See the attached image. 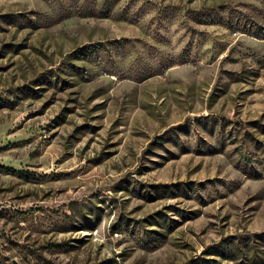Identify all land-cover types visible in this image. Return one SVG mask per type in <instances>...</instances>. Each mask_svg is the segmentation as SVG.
<instances>
[{
  "label": "rangeland",
  "instance_id": "1",
  "mask_svg": "<svg viewBox=\"0 0 264 264\" xmlns=\"http://www.w3.org/2000/svg\"><path fill=\"white\" fill-rule=\"evenodd\" d=\"M0 264H264V0H0Z\"/></svg>",
  "mask_w": 264,
  "mask_h": 264
}]
</instances>
